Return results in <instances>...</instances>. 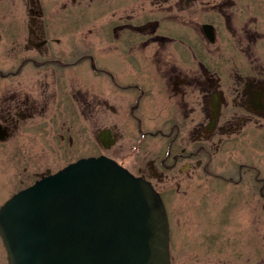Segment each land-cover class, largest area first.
<instances>
[{"label": "flooded vegetation", "instance_id": "af4514ba", "mask_svg": "<svg viewBox=\"0 0 264 264\" xmlns=\"http://www.w3.org/2000/svg\"><path fill=\"white\" fill-rule=\"evenodd\" d=\"M1 48L0 207L105 156L162 195L170 264H264L202 220H264V0H0Z\"/></svg>", "mask_w": 264, "mask_h": 264}, {"label": "water", "instance_id": "95a60500", "mask_svg": "<svg viewBox=\"0 0 264 264\" xmlns=\"http://www.w3.org/2000/svg\"><path fill=\"white\" fill-rule=\"evenodd\" d=\"M9 264H170L160 193L116 161L82 158L0 207Z\"/></svg>", "mask_w": 264, "mask_h": 264}, {"label": "rangeland", "instance_id": "374dc122", "mask_svg": "<svg viewBox=\"0 0 264 264\" xmlns=\"http://www.w3.org/2000/svg\"><path fill=\"white\" fill-rule=\"evenodd\" d=\"M4 49H0V69H4L5 61H4ZM4 163L0 161V174L4 175ZM4 176H0V184L1 180H3ZM4 184V183H3ZM1 190V189H0ZM211 209L204 210V216L202 220H205L209 226H211L215 222L217 226H220L221 233L231 232V233H242L251 232L253 237L255 238L256 235L264 234V220H256L255 216L258 215V210H253V220H223L222 215L219 219L218 215L215 212V216L213 215V208L212 204ZM188 209L187 207H185ZM185 209V211H186ZM190 210V209H188ZM231 229V230H230ZM256 243V241H254ZM7 252L0 237V264H9L8 259L6 256Z\"/></svg>", "mask_w": 264, "mask_h": 264}]
</instances>
